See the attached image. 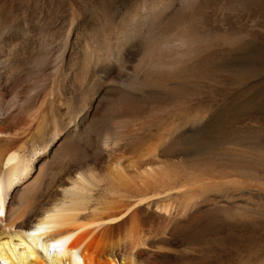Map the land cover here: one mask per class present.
<instances>
[{"label":"bare ground","instance_id":"6f19581e","mask_svg":"<svg viewBox=\"0 0 264 264\" xmlns=\"http://www.w3.org/2000/svg\"><path fill=\"white\" fill-rule=\"evenodd\" d=\"M156 13L136 5L108 18L107 36L70 56L69 35L29 62L9 52L8 73L24 64L35 75L15 89L0 73V264H149L160 236L216 185L178 157L192 115L143 117L189 68ZM63 71L69 88L57 82ZM207 159L223 160L192 162Z\"/></svg>","mask_w":264,"mask_h":264},{"label":"rangeland","instance_id":"374dc122","mask_svg":"<svg viewBox=\"0 0 264 264\" xmlns=\"http://www.w3.org/2000/svg\"><path fill=\"white\" fill-rule=\"evenodd\" d=\"M136 5L159 12L172 54L189 67L143 117L192 115L183 129L185 150L174 154L186 156L191 175L216 184L181 228L160 236L149 264H264V168L252 167L253 160L264 162V0H0V73L18 89L35 71L22 64L8 73L11 50L24 51L29 62L67 35L69 56L84 44L93 49L109 33L106 20L119 22ZM186 24L191 37L178 33ZM143 28V37L153 32ZM67 73L57 82L69 88ZM208 156L246 164L192 162Z\"/></svg>","mask_w":264,"mask_h":264}]
</instances>
